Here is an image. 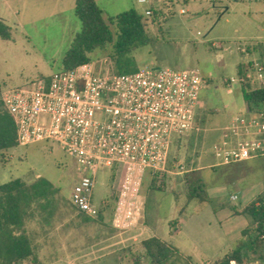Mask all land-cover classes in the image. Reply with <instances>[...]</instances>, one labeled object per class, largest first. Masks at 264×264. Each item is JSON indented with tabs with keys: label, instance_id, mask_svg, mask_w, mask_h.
Listing matches in <instances>:
<instances>
[{
	"label": "rangeland",
	"instance_id": "1",
	"mask_svg": "<svg viewBox=\"0 0 264 264\" xmlns=\"http://www.w3.org/2000/svg\"><path fill=\"white\" fill-rule=\"evenodd\" d=\"M137 1L95 0L105 17L134 9L148 19L151 43L132 53L137 69L166 67L200 71L208 84L199 96L205 131L196 145L188 138L174 142L167 171L155 183L150 173L145 174L140 186L143 219L136 229L114 230L111 227L122 180L115 169L97 171L93 202L99 207L106 202L108 206L103 210L102 219L86 223L70 200L72 188L78 181L77 164L57 143L38 142L0 154V184L14 177L39 175L58 191L54 196L57 204L48 222V242L43 254H40L42 246L38 240L44 236L38 232L36 237L38 264H54L57 257H66L64 263H69L72 257L80 256L82 258L70 264H134L137 258L141 264H148L141 248V242L147 239L146 224L184 256L198 259L201 252L204 255L201 257L211 261L198 260L194 264H214L241 240L240 228L248 223L243 216L225 221L227 210L232 205L241 208L249 199L264 195V159L218 166L212 149L216 135L245 106L238 82L231 86L226 82L238 80L240 65L259 64L264 68V0H187L186 3L164 0L161 7L158 6L162 15L155 24L150 22L151 16L145 15V11L151 9L152 0H147V4ZM74 5L75 0H0V18L10 28L9 40L0 38L2 88L30 87L39 78L62 69V59L81 30ZM110 28L116 33L114 25ZM111 52L112 46L108 45L89 54L91 67L96 71L112 69ZM246 76L254 77L251 67L247 68ZM249 83L257 88L255 83ZM227 86L231 87V94ZM187 171L200 172L207 185V201L189 202L179 216V207L186 204L184 176ZM232 195L238 197L234 203L230 200ZM172 220L178 221V230L168 237L172 230L168 222ZM26 221L29 233L30 230L37 232L39 225L44 224L42 219L36 220L37 224ZM217 223L221 228L224 225L230 228L225 240L219 237ZM103 240H106L105 246L115 245L102 253L97 252L104 247ZM60 250L63 254L58 256L56 252ZM110 252L111 257L107 256ZM103 253L106 256L99 259ZM23 264L34 263L26 261ZM176 264L187 262L182 258ZM244 264H264V250L248 254Z\"/></svg>",
	"mask_w": 264,
	"mask_h": 264
},
{
	"label": "built area",
	"instance_id": "2",
	"mask_svg": "<svg viewBox=\"0 0 264 264\" xmlns=\"http://www.w3.org/2000/svg\"><path fill=\"white\" fill-rule=\"evenodd\" d=\"M252 72L247 80L264 88L263 68L255 64ZM235 82L241 86L244 79L229 80ZM207 85L197 69L115 74L90 64L61 69L30 87L2 88L1 101L14 121L18 146L53 141L74 159L78 181L70 200L77 213L99 217L102 207L93 202L97 171L115 169L122 180L112 225L131 229L143 219L145 174L165 173L174 142L188 138L196 145L205 131L199 96ZM221 133L212 145L218 166L264 159V104L257 113L240 111Z\"/></svg>",
	"mask_w": 264,
	"mask_h": 264
},
{
	"label": "trees",
	"instance_id": "3",
	"mask_svg": "<svg viewBox=\"0 0 264 264\" xmlns=\"http://www.w3.org/2000/svg\"><path fill=\"white\" fill-rule=\"evenodd\" d=\"M151 23L155 24L162 15L158 7H151ZM74 14L81 23L78 32L62 59V69L69 70L81 66H89V54L112 46L109 55L113 61L112 72L115 74L132 73L137 70L132 53L138 48L151 43L147 29L148 19L143 18L134 9H129L115 17H105L104 12L96 5L95 0H75ZM149 16V17H150ZM114 25L116 33L110 28ZM0 38L9 40L10 28L0 19ZM242 66L238 76L244 79L241 93L247 111L257 113L264 104V88H253L246 77L247 68ZM0 85V154L18 147L16 128L12 117L4 109L1 101ZM196 171V170H195ZM163 175L156 172L152 183ZM186 202L207 201V193L200 172H186L184 176ZM58 191L46 179L38 178L31 184L19 179L0 185V264H23L26 261L36 263L34 247L30 236L26 233V220L33 217L32 207L46 214L47 221L53 216L57 202L54 199ZM108 204L104 202L97 219H102V212ZM235 215L248 220L247 227L241 233V240L214 264H244L248 254H257L264 250V195H259L242 208L231 207ZM83 222L91 218L78 213ZM178 221L169 222L177 225ZM143 256L148 264H176L184 259L192 264L191 258L179 254L178 250L168 243L152 237L141 242ZM134 264H141L140 258Z\"/></svg>",
	"mask_w": 264,
	"mask_h": 264
},
{
	"label": "crops",
	"instance_id": "4",
	"mask_svg": "<svg viewBox=\"0 0 264 264\" xmlns=\"http://www.w3.org/2000/svg\"><path fill=\"white\" fill-rule=\"evenodd\" d=\"M140 0H138L137 1V3H139V4H147V3H149V2H147V0H144L145 2L144 3H140L139 2ZM167 1H170V0H167ZM163 2H164V0H152L151 1V3H150V7H161V5L163 4ZM183 2L184 3H186L187 2V0H183ZM158 7V8H159ZM146 10V9H145ZM1 20H3L2 18H0ZM213 47L214 48H218V46H215V45H213ZM247 49V48H246ZM242 51H245V49H242ZM247 56H249L248 54H246ZM252 69H253V66L254 65H252V64H248ZM259 65V64H258ZM243 65H240V66H238V70L242 67ZM244 66H246V65H244ZM262 68H263V66L262 65H260ZM238 70H237V72H238ZM263 70H264V68H263ZM240 78V77H239ZM227 84H229V81H227L226 82ZM231 86V85H230ZM241 91V90H240ZM227 92L229 93V94H231L232 93V89H231V87H229V86H227ZM242 94V93H241ZM243 98V97H242ZM245 104V103H244ZM246 107L245 106H243L242 108H241V110L240 111H242V110H244ZM209 110H212V109H209ZM222 136V133L220 132L219 134H217L216 135V141L217 140H219L220 139V137ZM250 161V160H249ZM247 162V161H246ZM243 163H245V162H243ZM229 166V165H228ZM200 170V169H199ZM264 176V175H263ZM38 178H40V176L39 175H36V176H34V177H25V176H20V177H14V178H11L9 181H11V180H14V179H19L20 181H22L23 183H25V184H31V183H33L34 181H36ZM9 181H6L5 183H7V182H9ZM1 185V184H0ZM233 196H236V195H232L231 197H233ZM236 200L235 201H232L231 200V198H230V200H231V202H236L237 200H238V197L236 196ZM256 197H254V198H251V199H249L248 201H247V203L245 204V205H247L249 202H251L253 199H255ZM104 203L102 202V205H103ZM187 202H186V204L184 205V206H182V207H179V211H178V215L179 216H181V214L184 212V210H185V208H186V206H187ZM102 205L100 206V207H102ZM244 205V206H245ZM244 206H242V207H244ZM231 207H236V206H234V205H232ZM231 207L229 208V210H227L228 212L227 213H229L225 218H224V220L226 221V220H233V218L235 217V216H240V215H235L234 213H233V211H232V209H231ZM241 207V208H242ZM221 208V209H220ZM115 210V209H114ZM219 210H224V207H219ZM31 211H34V216L33 217H31V218H29V219H27V220H30L29 221V223L28 224H34L35 223V221L37 220V221H39V219H42L43 220V225H39V228H38V231L37 232H32V230H30V233H29V230H28V226H26V223H25V230H26V233L30 236V239L32 240V243H33V247H34V255H35V258H36V263H34V264H38L37 262H38V260L40 259V258H38V247L36 246V237L38 238V232L40 233V235L42 236H44V239H41V240H38V242H40V246H42V248L40 249V254H43L44 253V250L43 249H45L46 247H47V242H48V239H47V237H48V235H47V231H48V225L50 224V223H48L49 222V219L47 220V221H45L44 220V213L43 212H41V211H39V210H37L35 207H32L31 208ZM224 212V211H223ZM102 213H104V211L102 212ZM226 213V214H227ZM46 215V214H45ZM242 217V216H241ZM33 220H34V222H33ZM172 221H174V220H172ZM27 222V221H26ZM169 222H171V221H169ZM169 222H168V225H169ZM35 224H37V222L35 223ZM38 224H39V222H38ZM146 224V223H145ZM144 225V223H142V225L141 226H143ZM217 225H218V229H219V237L221 238V239H223V240H225V237H227L228 236V234H229V226H226V225H224V226H222V228L221 227H219V223H217ZM216 225V226H217ZM247 225H248V223L247 224H243L242 225V227L240 228V236H241V233H242V231L247 227ZM174 228H172L171 227V225H169V227L172 229V230H170L169 232H168V237H172V234H173V232H176L177 230H178V224L177 225H172ZM111 227H112V229H114V230H117L116 228H114L113 227V225L111 224ZM136 229V228H135ZM144 229H146V231L147 232H145L146 233V237H147V239H149V238H152V237H156V238H158V239H160L161 241H164V242H166L165 241V239H161V238H159L158 236H157V234H156V230L155 229H153V228H151L150 226H148L147 224L144 226ZM102 243H103V246L104 247H100L98 250H97V252H104V251H106V249L107 248H110L111 246H113V245H115V244H109L108 246H105L106 244V240H103L102 241ZM118 243H120V242H118ZM167 243V242H166ZM105 244V245H104ZM175 249H177L178 250V248H176V247H174ZM37 251V252H36ZM61 252L59 253V252H56V254L58 255V256H60V254H63V250H60ZM178 252H179V254H181L182 256H184L179 250H178ZM111 255H112V252H110L109 254H107V256H109V257H111ZM67 256V255H66ZM104 256H106V254L105 253H103V254H101V255H99V259L100 258H102V257H104ZM201 256H204L201 252L199 253V256H198V259H196L194 256L192 257V256H184V257H189V258H191V261H192V263L194 264L195 263V261L196 262H198V260L199 261H205V262H211V261H209L208 259H204L203 257H201ZM81 257V256H80ZM80 257H78V258H80ZM58 259H57V261L54 263V264H70V262H73L74 260H77L78 258H75V257H72V259H71V261L68 263V262H66V263H64L65 261H66V257L65 258H60V257H57ZM82 258V257H81ZM90 261V260H89ZM82 263H84V262H80V264H82ZM50 264H53V263H50ZM84 264H87V263H84ZM232 264H235L234 262H232Z\"/></svg>",
	"mask_w": 264,
	"mask_h": 264
}]
</instances>
